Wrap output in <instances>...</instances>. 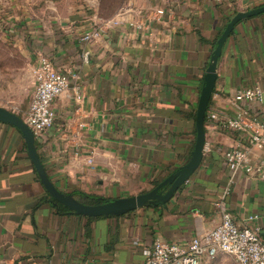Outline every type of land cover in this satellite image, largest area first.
Instances as JSON below:
<instances>
[{
	"label": "crops",
	"instance_id": "crops-1",
	"mask_svg": "<svg viewBox=\"0 0 264 264\" xmlns=\"http://www.w3.org/2000/svg\"><path fill=\"white\" fill-rule=\"evenodd\" d=\"M263 5L264 0H124L107 20L119 24L104 26L93 43L81 37L99 26L94 18L44 25L30 14L7 10L9 36L29 66L45 58L57 72L74 74L72 84L79 86L82 101L68 90L54 104L53 126L35 138L58 191L74 200L76 192L105 200L136 196L184 165L216 40L236 13ZM157 8L165 12L159 21ZM28 74V87H19L18 94H12L8 77L0 78V107L22 120L30 103L25 89L34 90ZM216 75L200 166L169 201L125 213L60 214L45 200L21 134L0 123V264H143L144 251L156 240L184 244L215 228L221 203L236 225L256 228L264 245V181L232 175L224 160L225 151L237 144L249 148L248 134L209 119L233 117L237 92L264 83V14L235 26ZM15 95L19 99L11 106ZM239 107L249 120H264V106L241 102ZM254 153L264 156V150ZM203 264L237 262L218 256Z\"/></svg>",
	"mask_w": 264,
	"mask_h": 264
},
{
	"label": "built area",
	"instance_id": "built-area-1",
	"mask_svg": "<svg viewBox=\"0 0 264 264\" xmlns=\"http://www.w3.org/2000/svg\"><path fill=\"white\" fill-rule=\"evenodd\" d=\"M191 1L208 2L209 0ZM164 14L162 8L154 10L155 19L158 21ZM118 24L117 21L104 22L84 33L81 40L86 43L96 42L100 39L104 26ZM138 28L141 27L138 26ZM32 74L34 90L24 122L34 137L39 138L53 126L54 104L61 96L73 89L77 102H81L82 97L79 86L72 84L76 76L57 72L51 62L45 58L38 61L32 69ZM233 101L237 110L233 117L218 118L216 114L209 115V119L220 120L228 129L248 134L249 148L242 144L229 148L224 153L225 163L232 175L244 173L264 181V156L257 157L254 153L264 150V120H249L248 113L239 107L241 102L264 106V83L239 90ZM82 126L79 124V127ZM218 206L221 211V220L215 228L184 244L156 240L150 249L144 251L143 264H203L214 261L218 256H231L237 264H264V245L258 237V230L251 229L247 225L242 227L236 225L223 204ZM252 220L253 218L249 217L246 223Z\"/></svg>",
	"mask_w": 264,
	"mask_h": 264
},
{
	"label": "water",
	"instance_id": "water-1",
	"mask_svg": "<svg viewBox=\"0 0 264 264\" xmlns=\"http://www.w3.org/2000/svg\"><path fill=\"white\" fill-rule=\"evenodd\" d=\"M264 14V5L249 11L236 13L222 31L219 38L216 40L215 47L209 58V63L205 69L202 86L199 92L198 102L195 112V139L193 149L187 162L176 169L167 178L158 183L149 192L136 196L119 198L115 200H105L103 203L96 206H88L77 202L69 196L61 193L50 181L44 166L38 156L35 137L24 120L16 114L0 107V123L9 125L15 128L22 136L28 158L37 175L40 185L58 204L69 209L76 215L85 217H106L114 214L125 213L137 209H141L146 205L158 202L165 203L169 201L175 192L196 172L203 159V148L205 144V119L209 102L211 100L215 82L217 62L221 56L222 49L233 29L240 22ZM163 191V189H165Z\"/></svg>",
	"mask_w": 264,
	"mask_h": 264
},
{
	"label": "rangeland",
	"instance_id": "rangeland-1",
	"mask_svg": "<svg viewBox=\"0 0 264 264\" xmlns=\"http://www.w3.org/2000/svg\"><path fill=\"white\" fill-rule=\"evenodd\" d=\"M121 4V0H0V78L8 77L12 94H18L19 87L25 84L28 87L27 70L32 75V68L23 56L22 48L14 45L12 43L14 37L9 36L10 24L3 18L7 10L14 9L17 12L30 14L44 25L51 20L75 18L78 21H85L94 18L100 26L117 13ZM79 13L82 14V18L78 16ZM11 75L15 84L10 79ZM0 84L2 85L1 82ZM4 89L6 91V88ZM25 91L28 93L29 102L33 89H25ZM18 99V95L12 96L11 106H15L14 103Z\"/></svg>",
	"mask_w": 264,
	"mask_h": 264
},
{
	"label": "trees",
	"instance_id": "trees-1",
	"mask_svg": "<svg viewBox=\"0 0 264 264\" xmlns=\"http://www.w3.org/2000/svg\"><path fill=\"white\" fill-rule=\"evenodd\" d=\"M124 0H121V3ZM193 119H194V114H191ZM36 146V144H35ZM36 150H37V146H36ZM75 197H77V202L84 204V205H88V206H96L99 205L101 203H103L105 201V199L96 196V195H92V194H86L83 192H76L73 194ZM48 200L52 203V205L54 206V208L60 213V214H72L75 215L73 212H71L69 209L65 208L64 206L58 204L56 201H54L48 194H46V198L45 200Z\"/></svg>",
	"mask_w": 264,
	"mask_h": 264
}]
</instances>
